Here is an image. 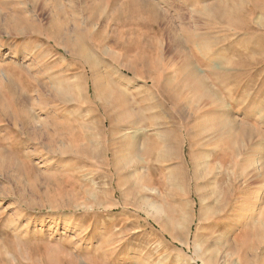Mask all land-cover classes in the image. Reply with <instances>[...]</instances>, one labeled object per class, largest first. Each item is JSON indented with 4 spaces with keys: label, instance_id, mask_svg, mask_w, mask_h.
Instances as JSON below:
<instances>
[{
    "label": "rangeland",
    "instance_id": "374dc122",
    "mask_svg": "<svg viewBox=\"0 0 264 264\" xmlns=\"http://www.w3.org/2000/svg\"><path fill=\"white\" fill-rule=\"evenodd\" d=\"M65 1L59 0L64 3ZM71 1L80 9L83 20L78 41L86 52L94 57V60L103 63L98 70L92 67L91 70L88 69L83 59L72 58L64 50L63 46L71 45L75 39L70 38L61 45L46 40L47 33L44 29L54 14L52 11L54 1L3 0L2 4L0 3L1 18L15 14L13 9L18 4L23 9V13L33 20L32 32L28 35H13L4 30L0 31V140L5 146H9L13 140V142L23 141L21 137H16V132H20L19 125L12 126L13 121L17 119L14 118L12 111L19 105L8 98L9 93L5 88L7 82L9 92L23 99V107L31 112L32 117L39 119L45 118V115L50 113L52 116L68 120L82 119V117L89 119L93 115L100 122L105 118L103 104L107 103L106 110L111 112V115H115V117L112 116L115 122L108 129L115 133L111 141H120L129 137L131 133L129 130L131 119L127 117L129 108L124 107V99H121L118 91L109 89L111 96L108 97L109 92L102 87L120 83V76L125 77L128 81L122 83V88L132 107H137L141 103L143 91L149 89L150 85V82L142 78L147 75L142 61L157 63L159 58V61L174 62L176 60L175 62L179 64L181 56L190 55L189 47L171 41L170 33L163 36L160 34L163 23L148 22V15L141 1L130 9L125 7L127 0H119L122 11L127 12L132 18L128 20L130 22L123 24H116L110 20L112 10H110V3H106V0ZM44 2L47 6H43ZM153 2L157 4L159 11L170 14L169 25L173 34H178L183 26L199 32L196 46L203 39V46L202 43L199 46L207 51V55L214 56L213 72L220 74L223 71L227 75L230 73V80L225 82V86V83L223 84L222 90H218L220 88L218 85H214L215 89L211 85L219 95L218 98L223 97L221 99L223 102L220 100L222 103H213L205 108L213 111L221 110L226 114L225 118L231 119L238 151L232 158L226 145L222 141L216 143L217 140L213 134L203 137L189 136L187 140H184L181 134L182 129L189 130L196 127L197 130L198 126L208 124L211 120L192 118L188 115L187 105L184 102L175 104L162 89L154 88L152 99L147 100L146 104L157 105L167 126L177 134L172 140L177 152L174 159L160 163L161 173L153 176L167 180L169 165L180 164L178 166L181 169L184 166L185 173L191 165L196 166V170L203 169L205 167L203 163L206 165L210 163L211 166L216 163L218 165L219 158L214 156L218 152L223 153L221 155L223 164L221 168H218L219 170L213 169V173L219 171L216 176L220 174L224 176L221 190L223 192L225 189L229 190L227 194L229 207L226 216L236 212V206L243 205L245 209L250 207L253 213L252 221L254 219L255 223L264 230L262 227L264 225V0H153ZM89 12L94 15L91 22L87 20ZM220 13L229 15V18L223 20V16L219 17ZM4 22L1 20L2 25ZM99 44L101 46L98 47ZM207 46L210 47L207 48ZM102 47L115 54L117 61L105 58ZM192 59L193 64L195 63L194 65L199 68L197 71L201 70L202 75L206 74L205 67L201 66L195 57ZM131 66L138 69V76L141 77L138 80L127 69ZM223 67L226 69L223 70ZM173 70L164 72L166 75H172L175 74ZM164 72L163 66L159 63L155 69L149 71L160 80L165 75ZM235 85H238L237 89ZM53 87L57 88L59 95H62L60 98L66 103L52 97ZM96 92L101 95V100L98 97L95 98ZM39 99L43 101L44 109L34 106ZM68 99H72L70 100L72 102H68ZM124 108L128 109L126 112L123 110L127 115L122 111ZM246 111L249 118L247 125L242 123L243 115L247 114ZM253 122L257 130L254 125H250ZM242 128L245 129V133L241 130ZM152 135L153 129L147 128L144 140L148 145H152ZM31 149L32 146H29L28 150ZM121 150L124 155L129 156L130 150L127 147ZM6 153L9 152L6 150ZM191 156L197 159L196 162L191 160ZM208 160L209 162L206 163L205 161ZM34 163L45 174L51 172V182L41 179L33 188L28 173L20 170L16 172L14 169L0 172V264H42L41 254L44 246L54 244L67 249L80 264H87L82 260L77 248L92 249L93 246H99L100 241L97 239H92L91 243L88 242L94 232L98 233L101 240H106L107 245L99 246L105 257H110L109 254L105 255V252L118 254L114 256L115 259H111V262L108 260L109 264H116L119 261L121 262L119 264L122 262L123 264H182L178 257L187 259L190 257L196 264H201L200 260L195 258L196 246L221 222L212 216L207 217L208 213L198 201H193L191 216L185 230V238L189 237L188 245L180 244L172 241L168 235L160 233L154 223L157 213L143 206L140 196L130 192L131 182L136 181L132 173L136 168L129 165V168L122 171L121 176H117L107 170L106 164H95L91 159L83 163H78L75 159H67L57 164L49 155L47 148H42L34 159ZM18 164L20 165V160ZM184 171L182 172L183 183L186 186L189 175L188 177L184 175ZM234 176L236 178H233ZM84 179H87V182ZM88 181L91 183L90 186L87 184ZM91 181H94L97 186L94 187ZM154 186L155 191L140 190L141 197L155 205L161 204L162 212L166 211L171 216L168 220L164 219V222L170 227H175L174 220L179 215L174 210L170 212L169 210L174 208L177 201L184 202V198L177 200L175 197H170L164 189L157 187V184ZM89 189H96L99 193L96 201L85 193L87 190L89 192ZM240 189L243 193L239 192ZM240 196H242L241 199H239ZM122 201L125 204H122ZM92 205L101 206V208H92ZM233 222L229 225L232 231L235 229L232 228ZM236 223L242 225L240 220ZM232 231L230 230V233ZM85 232L88 233V237L81 241L80 236ZM177 232L182 234L180 230ZM121 248L124 254L121 253ZM118 257L120 260L117 259ZM130 258L131 260H128ZM227 264H234V262H227Z\"/></svg>",
    "mask_w": 264,
    "mask_h": 264
},
{
    "label": "bare ground",
    "instance_id": "6f19581e",
    "mask_svg": "<svg viewBox=\"0 0 264 264\" xmlns=\"http://www.w3.org/2000/svg\"><path fill=\"white\" fill-rule=\"evenodd\" d=\"M2 1L3 0H0L1 4ZM12 1H17V0H12ZM52 1L55 2L52 5V11L54 12V14L50 17L49 24L47 23L48 25L44 29L47 33L46 40L61 45L64 44L65 41H68V39L70 38L75 39L74 43H72L71 45L63 46L64 50L72 58H79L81 60L83 59L88 69L91 70L92 68H95L98 70V67L103 65V63L99 60H94L93 59L94 57L90 53H87L85 48H83L81 42L78 41V36L82 31V23H83L80 9H78V7H75L71 0L70 1L66 0L67 1V3L65 1L66 4L64 2H59V0H52ZM140 1L144 5L145 10L147 12L148 22L163 23V27L160 28V34L163 36L165 34L170 33L171 41L179 43L182 46L184 45L185 47L186 46L189 47L190 55L181 54L183 56H181V59L179 57L180 59L179 64L175 62L176 60L174 59L173 62L170 60L159 61L158 58L157 63L163 66V72L165 71L168 73L167 70L172 71L174 69L173 71L175 73L172 75H166L164 72L163 74L165 75L161 80L149 73L150 70L156 68L157 63H151L150 61L147 60L142 61L144 70L147 72V75L142 78H144L146 82H150V85H149V89L143 91L144 93L143 97L142 99H140L141 103L137 105V107L135 106H133L134 108L132 107V103L127 99V95L124 89L122 88V83L124 81H128L125 77L120 76V83L110 84V85L108 84L106 85V87H102L105 88V90H107L108 92L109 89L118 91V93L121 95V99L122 100L124 99L123 105L124 107L129 108V110L128 109L125 110L124 108L122 109V111L125 110L126 112L128 110L129 112L127 115L123 111L124 114H126L127 117L131 119L129 120L130 121L129 126L131 128L129 129L131 130L130 136L123 138V140L120 141H111V139L115 136V133L113 131H108V129L109 127H112V125L114 124L113 122H115L114 119L115 115L113 114L114 117L112 119L113 115L110 114L111 112L109 113L106 110L107 103L103 104L102 110H104L105 118L100 122L96 120L93 117V115L89 119L82 117V119L75 118L69 120L60 119L55 115L52 116L50 115L51 113L45 115L46 117L42 119H39L37 117H32L31 112L23 107V99L15 96L13 92L11 93L9 92V86L7 85L8 83L7 82L5 88L9 93L8 98L12 102H15L16 104L19 105L18 108H16V110L12 111L14 118H17L15 121H13L12 126L15 127L19 125L18 130L20 132H16L17 135L16 137H21L23 141L13 142L14 141L13 140L9 146H5L4 143L0 140V159H1L0 172L9 169H14L16 172L20 170L21 172L23 171L26 174L28 173V178L29 179L31 178L30 183L33 185V188L36 187V185L39 183L41 179L51 182L52 181L51 180L52 178L50 177L51 172L45 174V172L39 170V168L34 163V159L37 157V154L40 151H42V148L48 149L49 155L51 156V158L54 159L55 163L57 164H61L63 161L67 159L70 160L75 159V161L78 163H83L87 159H91L92 162L95 164L97 163L106 164L107 170L110 173L117 176H121L122 171L129 168L130 165L132 168L134 169L136 168V170L132 171L133 176L136 177V181H134L133 183L131 182V185L129 186L131 188L130 192L134 193V195L136 196H140L139 198L141 199L143 206L147 207V209H153L157 213L154 223L156 224L160 233L163 235L165 234L168 235L172 241H175L180 244L188 245L189 237L185 238V234H186L185 230H186V223L191 216V209H192L191 206L194 203L193 201L196 200L198 201L201 207H203L204 211L208 213V215H206L207 217L212 216L214 219L221 220V222L217 225V227L208 233V237L200 240V244L196 246V249L194 251L195 258L197 257L200 260L201 264H227V262L229 263L234 262L235 264V261L236 264H264V230L260 228V225L258 226L255 223L254 219L252 221L253 213L250 210V207H246L245 209L243 205L236 206L235 208L236 212L230 213L228 216H226L228 213L227 208L229 207V201L227 200V194H229L228 192L229 190L225 189L224 192L223 190H221V185L224 176L221 174L216 176L218 174L217 172L219 171L213 173V169L221 168L223 164L221 155L223 153L218 152L214 156V158H219L218 165L216 163L211 166L210 163H207L209 162L208 160L205 161L207 165L203 163V166L205 165V167L202 166L203 169H199L198 167L199 170H196L195 168L196 166L194 167L193 165H191L190 169L186 171V173L184 171V166L183 167L181 166L182 169L180 168V166H178L180 164L175 166L169 165V167H167L168 168L167 180L154 178L153 176V175H159L161 173V167H159V164L174 159L175 153L177 152V149L172 144V140L176 138L177 134L173 131V129L167 126V123L164 117L162 116L160 110H158L159 107L157 105L146 104L147 100L150 101L152 99V89L154 88L162 89V91L167 93L175 104H181L184 102L187 105L186 111L188 115L191 116L192 118L199 117L201 119L208 118L211 120L208 124L198 126L199 128L197 130L196 127L195 128L193 127L195 130L193 128L189 130L182 129L181 134L184 140H187L189 136L203 137L208 134H213L216 137L217 140L216 143L222 141L226 145V147L228 148V152L232 158L236 156L238 151L235 146V139H234L235 134L231 127V119L225 118L226 114L221 110L213 111L209 108L207 109L205 108L206 106L211 105L213 103L220 104L223 102L221 100L223 97L219 99L218 98L219 95H217V93L213 90V88L214 85H218L220 87L218 88V90H222L224 88L223 84L226 81L230 80L231 77V76L229 77L230 73L227 72L228 73L227 75L223 71L220 74L213 72L212 63L214 62L213 61L214 56L211 55L209 56V54L207 55L206 53L207 51L201 46H199L200 43H202L203 39L200 40L201 42L197 45L198 47L196 46L198 35H200L197 33L199 32L194 31L193 28L191 29L188 26L187 27L183 26L180 28V32L178 34H173V32H171L172 30L171 26L169 25L170 14L166 11H159L158 10L159 8L157 9L156 6L157 4L154 3L155 1L153 2V0H127L125 2L126 5L125 7L132 9V6H134L138 2L140 3ZM106 3H110V10H112L111 12L112 15L110 17V20L114 21L116 24L118 23L123 24L125 22H130L128 20L132 19L131 16L128 15L127 12L122 11L123 8L121 7V4L119 5V0H106ZM43 6H47V3L44 2ZM128 8L126 9L128 10ZM13 10L15 14L5 18L3 17L1 18L2 15L0 13V31L4 30L5 32L13 35L30 34L32 32V27H33V23H32L33 20H31L32 18L26 16L23 13V9L18 4L15 5V8ZM221 13L219 17L223 16V20L229 18V15L227 14L221 15ZM92 15H93L92 13L90 12L88 13L87 20L89 22H91V20L93 19ZM203 16H205V14ZM1 20L5 21L4 25L1 24ZM148 25L149 24L147 23V26ZM204 27H206V25ZM99 46H101V44H99L98 47ZM209 47L207 46V48ZM101 50L105 58H107L108 60L110 59L111 61L114 62L117 61L115 54L113 55L109 51H106L105 48L103 47ZM192 56L195 57V59L199 62V64H201V66L203 65L205 67L206 74L202 75L200 72L201 70L199 71L200 73L197 71L199 70V68L197 65L196 66L194 65L195 63L193 64L194 61L192 59L193 58ZM224 67L223 70L226 69V68L224 69ZM241 67L240 69L242 70ZM127 69L132 73L133 77L136 78L137 80L138 78H141L140 76H138L139 71L136 67L131 66V67H127ZM237 74H241V73H237ZM231 75H233V73H231ZM161 76H162V72H161ZM111 81L112 80H110V82ZM233 81L235 80L233 79ZM211 85L213 86V88L211 87ZM225 85L226 83L224 84V86ZM237 87L238 85L237 86L235 85L236 89ZM51 93H52V97H54L55 99H59L60 101L65 102L63 99L60 98L62 97V95L61 96L59 95L56 87L55 88L53 87L51 89ZM107 95L108 97H110L111 96L110 92L107 93ZM95 96L94 97L96 99L97 97L100 100L102 99L101 95L97 92ZM113 99L115 98L113 97ZM68 100L66 101L70 102V100L72 99H68ZM43 105L44 103L41 99H39L37 102L34 103V106L40 109H44ZM69 114L72 115L71 113ZM247 115L248 113L246 115H243L244 116L242 122L243 124L248 123L247 121L249 120V118ZM123 118H125V116ZM250 125H254V127L257 130V127L254 124V122L251 123ZM125 128H127V126ZM147 128L153 129L152 145H148V143H146L144 140L146 136ZM241 130L242 131L244 130L243 133H245V129L242 128ZM29 146H32L31 150H28ZM123 147H127V149L130 150L129 156L123 154L121 150V148ZM6 150L9 153H6ZM19 160H20V165L18 164ZM191 160L196 162L197 159L191 156ZM185 164L186 163H184V165ZM191 164H193V162ZM181 170L184 171V175H187V177L189 175L188 183L186 186H184L183 183V175H182L183 171L181 172ZM150 174L152 176H150ZM127 178L129 177L127 176ZM233 178L236 177L234 176ZM91 182L93 183L94 187L97 186V184L94 181ZM87 184L88 186H90L89 184L91 183H89L88 181ZM155 184H157V187L164 189L167 193H169L170 197H175L177 200L179 198H184L183 199L184 202L177 201L176 205L173 206L174 208H170L169 210V212L171 210H174L179 215L178 218L174 220V224L176 225L175 227L173 226L170 227L167 223L164 222V219L168 220L170 219L171 216L166 211L162 212L163 206H161V204L155 205L154 203L149 202L146 198L141 197L140 190L155 191V186H154ZM239 192L243 193L241 189ZM85 193L88 196L93 197L94 201L97 200L99 195L96 189H92V190L89 189V192L87 190ZM241 198L242 196L239 197V199ZM122 204H125V202L122 201ZM92 208L100 209L101 206L92 205ZM239 220L242 221L241 223L242 225L240 224L238 225L236 223V221ZM245 220L247 221L244 223L243 221ZM232 221H234L233 222L234 225L232 227L235 228L234 231H232V229L229 227ZM262 227H264V225ZM177 230H180L181 231L180 233L182 234H179ZM230 230L232 231V233H230ZM97 234L98 233L96 232L92 233L91 235L93 237L89 238L88 242L91 243L92 239H97V241L98 240L100 241L99 246L102 244L107 245L105 242L106 240L104 239L101 240L100 239L101 237L98 236ZM87 237H88V233L85 232L80 236V240L84 241L85 238ZM99 246H93L92 249L91 248L83 249L81 247H78L77 250L79 251L82 260L85 261L87 264H109L108 260H110L111 262V259H115L116 257L114 256L118 255L111 252H105V255L106 254L110 255V257H105L104 253L100 251ZM123 252L124 251L122 250L121 253ZM125 254L127 255L126 252ZM127 257L129 256L127 255ZM132 257L134 256L132 255L131 258ZM131 258L128 260H131ZM117 259H119V257ZM177 259L178 260L181 259L182 264H196L193 258L190 257L188 259L183 257H178ZM41 262L42 264H80L79 261L76 259V257L70 255V252H68L67 249H63V247L60 246L59 244L45 245L43 248V252L41 254ZM119 263L121 262L119 261Z\"/></svg>",
    "mask_w": 264,
    "mask_h": 264
}]
</instances>
